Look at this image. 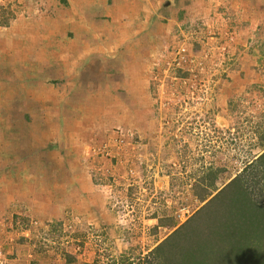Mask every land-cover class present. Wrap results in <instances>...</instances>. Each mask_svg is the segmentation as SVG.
<instances>
[{
	"label": "rangeland",
	"instance_id": "374dc122",
	"mask_svg": "<svg viewBox=\"0 0 264 264\" xmlns=\"http://www.w3.org/2000/svg\"><path fill=\"white\" fill-rule=\"evenodd\" d=\"M263 153L264 0H0V264H264Z\"/></svg>",
	"mask_w": 264,
	"mask_h": 264
},
{
	"label": "trees",
	"instance_id": "16d2710c",
	"mask_svg": "<svg viewBox=\"0 0 264 264\" xmlns=\"http://www.w3.org/2000/svg\"><path fill=\"white\" fill-rule=\"evenodd\" d=\"M264 157V153L262 154V155H260L259 157H258V159H256V160H258V161H260L262 158ZM239 181V186H238V188H233V195H235V196H238L240 199V201H241V207L243 206H245L244 205V203H247L248 204V207L251 205L252 207L253 206H256L257 207V209L258 210H260V211H257V213H258V215H259V217L258 218H255V219H253V221H252V223L253 222H255L256 224H257V228L260 230V231H264V201L263 200H260L259 202H255L254 200H253V197L250 195V193L248 192V190H249V188H246L244 185H243V183L240 181V179L238 178V177H236L235 179H233L230 183H228L222 190H220L216 195H215V197H212L205 205H204V207H202L196 214H198L199 212H202L203 210H204V208L206 207V206H208L209 205V203L211 204L214 200H216V198L217 197H219V195L220 194H222L226 189H228L230 186H231V184L233 183V182H236V181ZM262 182H263V190H264V171H263V179H262ZM222 200H226L227 201V198H223V199H220L219 201H221L220 203H219V205L220 204H222ZM216 213V215L219 217V220L220 219H222V215L221 214H219L218 212H215ZM233 216V215H232ZM190 222V220L189 221H187L185 224H183L180 228H178L174 233H173V235L175 234V233H177V232H179L184 226H186L188 223ZM250 222V221H249ZM172 235V236H173ZM241 234L239 233V240L241 239V237L242 236H240ZM171 236V237H172ZM167 240V239H166ZM165 240V241H166ZM165 241L163 242V243H161V244H159L155 249H154V251H155V253H158V254H156V255H160V256H164V254H162V253H160V252H158V250L165 244ZM153 251V252H154ZM164 258V257H163ZM187 264H189V263H187ZM197 264H199V263H197Z\"/></svg>",
	"mask_w": 264,
	"mask_h": 264
}]
</instances>
